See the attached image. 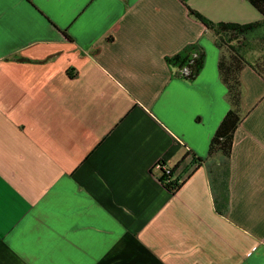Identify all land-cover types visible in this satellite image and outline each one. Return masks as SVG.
<instances>
[{"label": "crops", "instance_id": "1", "mask_svg": "<svg viewBox=\"0 0 264 264\" xmlns=\"http://www.w3.org/2000/svg\"><path fill=\"white\" fill-rule=\"evenodd\" d=\"M0 0V264H264V0ZM251 25L220 37L189 14ZM223 38L225 39L223 41ZM199 46L194 81L168 60ZM223 63V64H222ZM241 73L229 208L211 141ZM227 74V75H228ZM206 160L177 194L181 173Z\"/></svg>", "mask_w": 264, "mask_h": 264}, {"label": "trees", "instance_id": "2", "mask_svg": "<svg viewBox=\"0 0 264 264\" xmlns=\"http://www.w3.org/2000/svg\"><path fill=\"white\" fill-rule=\"evenodd\" d=\"M250 2L255 5L253 0H250ZM189 14L214 34L217 46H219V39L221 36L225 38L229 33L232 36L243 35L251 27V25L214 23L192 9H189ZM224 38L223 41L225 40ZM205 60V55L201 48L199 46H191L177 56L169 59L168 63L172 68L177 70L178 77L188 81H194L204 68ZM186 67L191 68L190 76H185L181 73ZM244 67L245 66L242 64H234L231 73H227L228 75L223 72L222 68V79L228 88V101L231 109L214 135L209 151V159L218 156L222 158L219 165L209 168L212 190L214 191L215 207L217 212L221 215H225L229 208L231 176L230 161L236 131L244 120L242 115L243 95L241 82V73ZM206 162V160L201 158H195L193 162L179 174H177V170L183 162L174 169H171L169 173L166 170L161 169L159 172H156V176L166 190L171 194H177L188 179L196 172L198 167L203 166ZM160 164L165 166L163 162H160Z\"/></svg>", "mask_w": 264, "mask_h": 264}, {"label": "built area", "instance_id": "3", "mask_svg": "<svg viewBox=\"0 0 264 264\" xmlns=\"http://www.w3.org/2000/svg\"><path fill=\"white\" fill-rule=\"evenodd\" d=\"M192 65V64H191ZM183 75L185 76H190L191 74V68L190 67H186L182 70L181 72ZM156 172H159L161 169L166 170L168 173L170 172V169H167L165 166H162L160 163L156 164V166L154 167Z\"/></svg>", "mask_w": 264, "mask_h": 264}, {"label": "snow or ice", "instance_id": "4", "mask_svg": "<svg viewBox=\"0 0 264 264\" xmlns=\"http://www.w3.org/2000/svg\"><path fill=\"white\" fill-rule=\"evenodd\" d=\"M0 213H2V205H0Z\"/></svg>", "mask_w": 264, "mask_h": 264}, {"label": "rangeland", "instance_id": "5", "mask_svg": "<svg viewBox=\"0 0 264 264\" xmlns=\"http://www.w3.org/2000/svg\"><path fill=\"white\" fill-rule=\"evenodd\" d=\"M242 115H243V119H244V118H245V116H244L243 112H242Z\"/></svg>", "mask_w": 264, "mask_h": 264}]
</instances>
